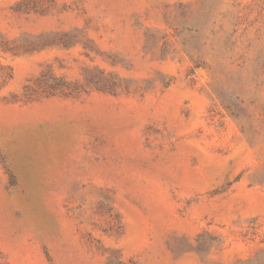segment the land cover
Instances as JSON below:
<instances>
[{
	"label": "rangeland",
	"instance_id": "374dc122",
	"mask_svg": "<svg viewBox=\"0 0 264 264\" xmlns=\"http://www.w3.org/2000/svg\"><path fill=\"white\" fill-rule=\"evenodd\" d=\"M0 264H264V0H0Z\"/></svg>",
	"mask_w": 264,
	"mask_h": 264
}]
</instances>
